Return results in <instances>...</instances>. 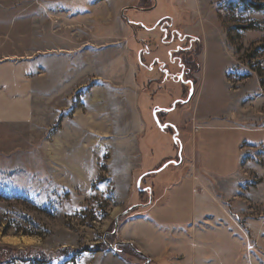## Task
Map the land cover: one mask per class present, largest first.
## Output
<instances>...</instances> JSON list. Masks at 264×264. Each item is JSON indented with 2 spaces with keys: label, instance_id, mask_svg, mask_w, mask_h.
Wrapping results in <instances>:
<instances>
[{
  "label": "rangeland",
  "instance_id": "rangeland-1",
  "mask_svg": "<svg viewBox=\"0 0 264 264\" xmlns=\"http://www.w3.org/2000/svg\"><path fill=\"white\" fill-rule=\"evenodd\" d=\"M188 169L195 222L150 223L192 213ZM34 255L264 264V0H0V264Z\"/></svg>",
  "mask_w": 264,
  "mask_h": 264
},
{
  "label": "crops",
  "instance_id": "crops-1",
  "mask_svg": "<svg viewBox=\"0 0 264 264\" xmlns=\"http://www.w3.org/2000/svg\"><path fill=\"white\" fill-rule=\"evenodd\" d=\"M199 127H195V128L198 129ZM201 128L203 129V134L206 137L205 138V143H209V142L212 143V140L214 138L213 134L215 133V131H217V134L215 135L214 142L220 140V134H222V132H235V131H237L240 135H243L246 130L251 131L250 129H248V128L244 127V126H240V125H227V124L226 125H206V126H203ZM188 139L189 138H187V142L185 143L186 144L185 146L186 147H189V150H191L190 149V146H189L190 140H188ZM240 141H241L240 139H235V138H232V137L230 139L226 140L227 144L232 147L231 149H229V153L232 156V165L234 164V162H236V165H237V161H236V158H237V147H238V145H240L239 146V151L241 152V155L238 156V165L241 167L243 147H245L247 145H251L252 146V145H256V144H247V142H243L242 144H240ZM223 142H225V141H223ZM199 165H200V168L202 169L200 162H199ZM179 168L180 169H185V167H182V166H180ZM188 170L185 171L184 173H185V178L191 179L192 180L191 185L193 184V186H192V196H193L194 204H193L192 213L185 220L184 219H179V220H176V221L167 223V222L163 221L162 219H160V218H158V217H156L154 215V212L152 211L153 210V207H152L150 209V211L147 209L148 210V215H145V216H147V218L150 221V223H153L154 225L159 226V227H163V228L165 227L164 226L165 224H172V225H174L173 227L171 226V228H178V227H182L183 228V227H189V226H191L195 222V218H196V198H197V192H196V188H195V186H196V181H195L196 180V177L191 172V170H189V171ZM202 170L204 172H206L204 169H202ZM234 176H235V174H231V175H229L227 177H219V178H231V177H234ZM153 188L154 187L152 186V189H150V190L147 191L150 194L148 203L147 204H144L147 207L151 205V203L153 202V200H154V198L156 196L154 194H153L154 196H152ZM179 188L180 187H177L176 190H178ZM135 205H137V204H135ZM154 209L155 210H162V207L161 206H157V207H154ZM158 264H168V260L163 259Z\"/></svg>",
  "mask_w": 264,
  "mask_h": 264
},
{
  "label": "flooded vegetation",
  "instance_id": "flooded-vegetation-1",
  "mask_svg": "<svg viewBox=\"0 0 264 264\" xmlns=\"http://www.w3.org/2000/svg\"><path fill=\"white\" fill-rule=\"evenodd\" d=\"M150 9V8H149ZM163 22H169V25H168V27H166L165 25H161V27L162 26H164L165 28L164 29H166V30H171V32L173 33L172 35H173V37H174V39L173 40H177V41H179L180 43H179V47H178V50L180 51V50H182L183 51V53H185V50L186 49H184V47L182 46V43H183V40H185L187 37H185V36H182V34H181V32L179 33V34H177L176 33V31H177V29H175V28H173L174 27V22H173V18L172 17H165L164 18V21ZM137 23H139L140 24V22H137ZM161 23V21L159 22V24ZM171 28V29H170ZM190 43H193V40H191L190 41ZM177 50V51H178ZM183 58L184 57H180V59L178 60L177 59V57L176 58H172V62L173 63H175L176 61H178V65H180V62H181V60H183ZM143 61V60H142ZM185 64H184V66H185V69H186V63L187 62H184ZM144 66H145V64L144 63H142ZM181 65H182V62H181ZM147 67V66H146ZM153 66H151V68H152ZM183 68V67H182ZM187 81H192L193 82V80H189V79H186ZM193 84V83H192Z\"/></svg>",
  "mask_w": 264,
  "mask_h": 264
},
{
  "label": "trees",
  "instance_id": "trees-1",
  "mask_svg": "<svg viewBox=\"0 0 264 264\" xmlns=\"http://www.w3.org/2000/svg\"><path fill=\"white\" fill-rule=\"evenodd\" d=\"M183 60H184V62H185V57L183 58ZM183 60H181V61H183ZM141 62H143L142 60H141ZM184 64L185 63H183L182 62V65H181V67L180 68H182L183 66H184ZM186 66H187V63H186ZM190 70V68L188 69V71ZM187 71V72H188ZM182 80L183 79H181L180 81L182 82ZM184 83V82H183ZM170 163H172L171 161H170ZM162 167H159V168H157V169H155L154 171H151V172H143V174L141 175V176H143L144 175V177L145 176H147V175H149V174H151V173H154V172H156L157 170H160ZM140 179V184L143 182V180H142V177H140L139 178ZM139 181V180H138ZM146 188H148L147 190H150V189H152V187H146ZM144 189V188H143ZM143 190H141V189H139V193H140V196L142 197L143 195ZM152 196H154L153 195V193H152ZM138 204V203H137ZM132 205H135V204H131L130 205V207L132 206ZM110 242V241H109ZM108 243V242H107ZM106 243V244H107ZM123 245H125V243H122ZM108 245V244H107ZM132 245V244H131ZM20 252V251H19ZM140 253V252H139ZM22 256V254L21 253H19V257H17V258H20ZM13 257H15V254L13 255ZM41 256H36V255H34V256H31L29 259H27V261H31V262H34V263H36V264H47V263H49L50 262V259H48V258H40ZM22 259V258H21Z\"/></svg>",
  "mask_w": 264,
  "mask_h": 264
},
{
  "label": "water",
  "instance_id": "water-1",
  "mask_svg": "<svg viewBox=\"0 0 264 264\" xmlns=\"http://www.w3.org/2000/svg\"><path fill=\"white\" fill-rule=\"evenodd\" d=\"M138 185H140V180L138 181ZM139 205H132L131 207H129L127 210H125L124 212L120 213L117 217H116V224L119 221V216L120 215H124L127 214L128 212L132 211L133 209L137 208ZM140 254L144 255L143 252H140ZM151 261V259H147L146 264H148Z\"/></svg>",
  "mask_w": 264,
  "mask_h": 264
},
{
  "label": "bare ground",
  "instance_id": "bare-ground-1",
  "mask_svg": "<svg viewBox=\"0 0 264 264\" xmlns=\"http://www.w3.org/2000/svg\"><path fill=\"white\" fill-rule=\"evenodd\" d=\"M90 119V118H89ZM149 140V139H148Z\"/></svg>",
  "mask_w": 264,
  "mask_h": 264
}]
</instances>
